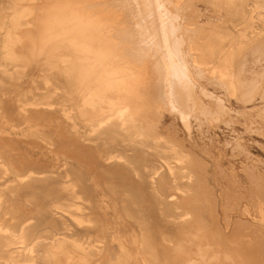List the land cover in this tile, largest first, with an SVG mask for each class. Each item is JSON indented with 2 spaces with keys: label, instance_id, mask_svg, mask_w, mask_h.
<instances>
[{
  "label": "rangeland",
  "instance_id": "obj_1",
  "mask_svg": "<svg viewBox=\"0 0 264 264\" xmlns=\"http://www.w3.org/2000/svg\"><path fill=\"white\" fill-rule=\"evenodd\" d=\"M257 2L261 4L264 0H249L250 7ZM151 5L148 9L152 14ZM164 6L175 16L171 20L179 28L176 34L183 40L185 57L196 79L193 110L201 120L190 116L193 139L168 110L160 108L156 110L158 118L148 122L147 131H143L148 136L143 137V142L133 137V128L123 129L119 117L107 110L95 113L93 127H87L88 133L94 128L92 136L77 134L60 109L69 108L78 92L68 74H58L48 65L51 48H45L29 66L7 62L0 53V69L8 71L6 75L0 74L2 109L12 107L18 98L31 97L29 87L40 95L51 87V93L60 99L68 96L74 99L59 103V111L52 116L47 133L56 148L47 154L45 167L46 175L57 177L59 170L66 167L73 176L79 197L70 200L74 204L70 210L80 221L51 202L52 195L61 197V202L70 198L61 190L58 180L46 184V192L43 185H33L19 193L0 186V223L15 230L30 226L31 231L43 235L33 249V264H46V249L53 245L49 238L52 234L59 237L67 234L70 240L83 244L90 254L89 264H101L102 260L103 264L115 262L121 250L108 227V219L113 215L121 221L122 232L128 230L146 237L159 250L161 264H182L195 258L196 243L181 232L185 219H190L201 231L197 244L208 251V256L212 252L234 254L245 249L251 264H264V240L258 239L264 238V192L250 176L255 175L264 185V26L258 23V10L251 14L254 17L251 25V15L243 14V0H179L177 4L165 1ZM58 44L60 51L54 52L58 55L56 60L67 59L71 52L66 41ZM190 44L193 50L189 49ZM192 54L201 59L198 66ZM226 59L232 71L231 82L219 69ZM42 75L50 78L48 85ZM250 81L255 82L254 89ZM141 89L148 90L149 84ZM174 136L184 141L183 147L190 156L197 158V165L191 166L192 180L177 177L168 168L166 159L177 164L168 147L169 143L177 144ZM15 152V156L6 154L0 148V160L12 172L8 180L0 181L5 186L26 173L18 169L22 159ZM96 182L107 183L110 188L98 193ZM34 189L38 192L34 193ZM101 195L110 205L105 209L107 214L100 206ZM25 198L34 201L35 206ZM221 203L232 207L229 228L222 218ZM245 206L253 210L254 219L242 215L240 207ZM240 218L249 223L236 227ZM62 221L71 229H63ZM163 238L187 249L172 252ZM4 250L5 257L17 251L15 246ZM101 251H106L107 257L99 261ZM138 257L154 262L146 245L139 250ZM67 259L68 264L78 261L74 257ZM129 259L131 264L137 261L135 255ZM6 263L13 264L11 260Z\"/></svg>",
  "mask_w": 264,
  "mask_h": 264
},
{
  "label": "bare ground",
  "instance_id": "obj_2",
  "mask_svg": "<svg viewBox=\"0 0 264 264\" xmlns=\"http://www.w3.org/2000/svg\"><path fill=\"white\" fill-rule=\"evenodd\" d=\"M165 1L175 4L179 2V0H135V3L134 0H6V2L3 0L0 6V53L7 62L29 66L45 48H51L48 65L56 69L58 74H68L78 92L74 98L76 100L69 108L66 106L60 109L72 122L77 134L92 136L94 128L88 133L87 127H93L92 119L95 113L107 110L119 117L123 129L133 128V137L143 142V137H148L143 131H147L148 122L158 118L156 110L160 108L163 111L168 110L173 115V120L175 122L177 120L179 126L193 139L190 116L194 115L201 120L199 113L193 110L192 91L196 86V79L185 57L183 40L176 34L179 28L171 20L175 16L172 17L166 9ZM150 4L152 14L148 9ZM263 9L264 2L261 4L257 2L251 8L249 0H243L244 16L249 17L258 10V23L261 26H264ZM250 20L252 25L253 15ZM63 40L66 41L71 55L67 59L56 60L55 57L58 55L54 52L60 51L58 43ZM189 49L193 50L194 46L190 44ZM192 55L194 64L198 66L201 59ZM227 60L219 69L231 82L232 71ZM6 72L7 69H0V74L6 75ZM42 77L48 85L50 78L45 75ZM146 83L149 84V89H141ZM249 83L254 89L255 82ZM27 89L31 97L24 100L18 98L16 102H12V107L5 109L0 107V148L4 153L14 156L17 150L19 158L22 159L18 169L26 173L18 176L12 185L5 186L0 182V186L19 193L22 190L27 191L33 185H43L42 190L46 192L48 189L46 184L51 180H58L62 185L61 190L70 198L66 200L67 202H61V197L54 198L55 195H52L51 202L55 208L62 209L80 221L70 210L74 205L70 200L79 197L77 184L72 181L73 176L66 167L59 170L57 177L46 175L48 171L45 167L47 154L56 148L55 142L49 139L47 133L52 116L59 111V103L74 99L69 96L60 99L59 95L51 93L53 90L51 87L47 93L41 95L34 92L32 87ZM82 127H86L85 131L81 130ZM128 134L131 132L128 131ZM175 139L177 144L169 143L168 147L173 152L177 164L166 159L168 168L171 174L192 180L191 166L197 165V158L195 155L190 156V152L184 149L183 140L176 137ZM204 167L205 163L202 162L201 168ZM11 173L9 167L0 160V181L8 180ZM250 176L253 181L256 179V185L264 192L263 182L251 173ZM95 187L101 194L110 188L104 182H96ZM33 191L38 192L35 189ZM26 200L35 206L34 201L25 198ZM99 202L106 213L105 209L110 205L102 195ZM213 202L215 206L216 203ZM221 207L224 224L229 228L232 207L223 203ZM240 208L243 216L255 218L251 208L247 206ZM120 222L116 215L108 219L113 240L121 250L117 260L111 264H131L129 258L132 255L136 256L135 264H161L158 261L159 250L152 246L146 237L128 230L122 232ZM239 223L245 226L249 222L240 218L236 221V227ZM62 228L71 229L64 221ZM181 232L188 235L191 242L196 243L195 258L184 260L182 264H203L204 261H209V257L210 261L207 264H251L245 256L248 254L245 249L234 254L224 252L219 255L212 252L208 256V251L197 244L201 231L190 219L184 220ZM42 237L43 235L31 231L30 226H21L15 230L0 223V264H7V260H11L13 264H33L35 262L33 249ZM49 238L53 245L46 249V264H68V257L77 258L78 261L72 264H89L90 254L77 240H70L67 234L61 237L52 234ZM258 239L264 240L263 237ZM163 240L172 252L178 253L187 249V246L181 243L173 244L167 243L165 238ZM67 242L71 243V247L67 246ZM145 245L152 253L153 263L138 257L139 250ZM12 246H15L17 251L8 253V257H5L4 249ZM105 252L99 253L102 255L99 261L107 257ZM103 263L102 260L101 264Z\"/></svg>",
  "mask_w": 264,
  "mask_h": 264
}]
</instances>
